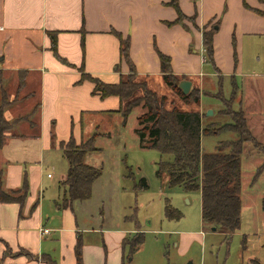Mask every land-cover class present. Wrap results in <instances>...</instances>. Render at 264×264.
Masks as SVG:
<instances>
[{"label":"crops","instance_id":"obj_1","mask_svg":"<svg viewBox=\"0 0 264 264\" xmlns=\"http://www.w3.org/2000/svg\"><path fill=\"white\" fill-rule=\"evenodd\" d=\"M171 1L0 0V99L5 97L8 102L3 110L5 120L14 122L0 149L4 190L22 187L24 174L28 177L26 164L30 162L29 151L33 148L37 147L44 155L60 151L59 143L68 141L71 136L78 143L84 133L93 134L98 127L95 120H90L93 115L99 118L104 115L102 113H110L123 126L126 124L115 112L120 106L117 97L101 99L92 94V83H78L81 66L89 75L109 84L117 83L120 76L128 72V66L121 58L119 40L112 31L119 32L123 38L129 37V58L137 75L159 80L157 51L169 56L175 76L206 78L203 64L209 63L215 77L219 76L218 71L222 77H231L240 69L238 36L258 34L256 25L261 26L259 34H264V3L261 0H174L186 16L181 22H177L178 12ZM193 15L195 19L191 24L188 20ZM210 26L214 28L213 64L202 44V30ZM48 31L57 32V53L70 66L54 57L46 34ZM222 33H225L223 37ZM192 48L199 50L200 56L195 55ZM224 57L231 62L226 68L222 64ZM51 131L56 144H52ZM96 135L97 138L108 133L98 132ZM97 152L86 153L84 163ZM46 176L50 180L54 178ZM65 176L62 174L59 179V190ZM29 177V194L23 205L0 203V240L9 248L48 255L54 264H77L74 246L79 240L82 264H129L132 257L125 253L128 246L123 241L130 234L115 233L117 243L111 261L105 263V259L93 261L86 253L75 215L63 216L66 227L57 230L46 227L49 217L44 214L40 193L37 196L31 194L33 176ZM87 201L89 199L73 201L66 208L60 207L61 201L54 202V205L61 212L73 213L74 205ZM42 229L50 232L44 235ZM53 233L58 234L55 242H59L55 254L42 246V237ZM3 242H0V257L5 248Z\"/></svg>","mask_w":264,"mask_h":264},{"label":"rangeland","instance_id":"obj_2","mask_svg":"<svg viewBox=\"0 0 264 264\" xmlns=\"http://www.w3.org/2000/svg\"><path fill=\"white\" fill-rule=\"evenodd\" d=\"M188 21L192 24L191 20ZM204 30L214 32L212 26ZM255 30L261 33V26L256 25ZM259 33L238 36L240 69L234 73L235 76L222 77L218 71L219 76L215 77L209 63L203 64L206 78L177 76L180 81L191 82L189 91L198 97L197 103L184 105L161 79L136 78V81L145 83L163 106L197 110L203 115L204 125L213 124L209 125L211 130H218L219 125L229 122L232 112H243L254 140L244 143L240 155L241 224L238 230L225 237L219 231L203 227L199 191L184 192L179 187H170L165 173L157 177V163L170 157L138 147L134 129L138 127L137 117L145 112L140 104L129 114L124 126L110 113H102L104 115L99 118L91 117L90 120H95L98 126L93 133L108 135L96 138L94 145L99 151L90 155L86 163L101 167L102 173L92 187L89 201L74 205L73 213L61 212L54 205L64 195L63 188L59 190L57 186L61 175H66L68 169L60 151L44 155L37 147L29 151L30 162L26 164V171L29 182V176H33V190L31 188L30 192L36 196L40 193L44 214L49 217L46 227L56 230L66 227L63 216L75 215L82 232L83 247L93 261H111V253L117 243L115 233L124 232L132 236L141 232L143 244L132 255L129 264H251L253 260L264 264V211L261 209L264 196V34ZM224 35L221 34L222 37ZM192 51L200 56L199 50L192 48ZM222 64L226 68L231 62L224 57ZM233 85L235 91L231 94ZM139 96L140 91L134 98L138 100ZM208 110L212 111L211 116L206 115ZM91 133H84L80 142L74 141L75 145L86 141ZM233 139L235 135L232 133L203 136L202 152H213L219 141ZM47 174L54 178L48 179ZM140 178L146 180L147 189L137 188ZM167 202L180 211L181 219L168 220L165 217ZM57 236L53 233L42 237L43 248L46 247L51 254H55V248L59 246V242H55ZM125 253H129L128 248ZM4 255L7 263L19 260L24 264H43L39 257L30 259L18 249L5 247Z\"/></svg>","mask_w":264,"mask_h":264},{"label":"trees","instance_id":"obj_3","mask_svg":"<svg viewBox=\"0 0 264 264\" xmlns=\"http://www.w3.org/2000/svg\"><path fill=\"white\" fill-rule=\"evenodd\" d=\"M264 3V0H261ZM177 12V22H181L186 16L181 13L175 1L170 2ZM257 11V10H256ZM195 16H190L193 22ZM205 29V28H204ZM202 30V44L207 58L213 64V31ZM112 33L120 43L121 58L128 66L129 72L115 84H109L93 77L85 72L83 66L79 68L81 78L78 83L89 81L93 84L92 94L98 95L101 99L115 96L119 99L120 106L117 112L126 122L127 117L138 105L145 110L137 117L138 127L134 130L138 138V145L141 149L156 150L161 155L170 157L168 160H160L157 163V177L165 173L170 187H179L184 192L199 191L200 193V216L203 227L215 228L225 237L233 234L240 228L241 224V159L240 155L244 143L252 142V137L243 112H232L230 121L219 125L218 130H211L208 123L204 125L203 115L197 110L180 109L175 106H163L162 101L157 99L150 92L144 82L136 81L138 77L134 65L129 58V37L123 38L117 31ZM50 50L54 57L61 63L70 64L57 53V32L48 31ZM235 46V39H232ZM160 65V74L163 84L172 90L184 105L197 103L198 97L192 92L183 94L178 85L180 80L173 74L169 56L157 51ZM234 65L237 64L236 53L233 55ZM140 91L141 96L135 99L134 95ZM234 85L231 94H233ZM8 106L6 98L0 101V149L7 139L6 133L12 128L14 122L5 120L3 110ZM232 133L233 140L219 141L213 152L203 153L201 139L203 136L220 135ZM96 133L91 134L86 141L75 145L71 136L68 141L60 142L59 149L67 162L68 169L65 179L60 183L63 188L64 197L59 204L61 208L70 207L73 201H84L91 197L92 184L102 173V168H97L84 163L86 153L97 152L94 146ZM51 140L54 144L55 135L51 131ZM148 185L144 178H140L137 188L147 189ZM29 194V186L24 174L22 187L18 190L6 191L3 188L2 173L0 172V203H17L23 205ZM34 207L32 208V210ZM261 209L264 211V196L261 198ZM165 217L168 220H179L182 214L168 202L165 205ZM3 242L2 240H0ZM128 246L129 255H132L143 244V234L137 232L130 238L123 241ZM4 243V242H3ZM8 249V245L4 243ZM82 245L77 240L74 246V254L77 264L81 262ZM19 252L30 259H40L43 264H54L50 257L45 254L36 255L28 250L20 248ZM0 264L7 263L5 255L0 257ZM251 264H259L253 260Z\"/></svg>","mask_w":264,"mask_h":264},{"label":"water","instance_id":"obj_4","mask_svg":"<svg viewBox=\"0 0 264 264\" xmlns=\"http://www.w3.org/2000/svg\"><path fill=\"white\" fill-rule=\"evenodd\" d=\"M178 87L182 91L183 94H187L189 92V90H190L191 82L187 81V80H182V81H180ZM206 115L207 116H211L212 115V111L208 110L206 112ZM212 230H215V228H212ZM189 264H192V263H189Z\"/></svg>","mask_w":264,"mask_h":264},{"label":"built area","instance_id":"obj_5","mask_svg":"<svg viewBox=\"0 0 264 264\" xmlns=\"http://www.w3.org/2000/svg\"><path fill=\"white\" fill-rule=\"evenodd\" d=\"M48 177H50V174H48ZM41 231L44 235L50 232L49 229H42Z\"/></svg>","mask_w":264,"mask_h":264}]
</instances>
